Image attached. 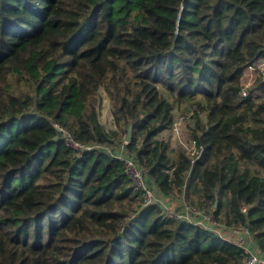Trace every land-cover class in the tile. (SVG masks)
<instances>
[{
	"label": "trees",
	"instance_id": "1",
	"mask_svg": "<svg viewBox=\"0 0 264 264\" xmlns=\"http://www.w3.org/2000/svg\"><path fill=\"white\" fill-rule=\"evenodd\" d=\"M259 61L264 0H0V264L243 261L237 245L140 207L119 160L75 155L53 123L108 146L130 127L149 182L248 226L264 255V67L241 95ZM176 106L194 112V156L159 137Z\"/></svg>",
	"mask_w": 264,
	"mask_h": 264
},
{
	"label": "built area",
	"instance_id": "2",
	"mask_svg": "<svg viewBox=\"0 0 264 264\" xmlns=\"http://www.w3.org/2000/svg\"><path fill=\"white\" fill-rule=\"evenodd\" d=\"M263 67L264 63L259 61L254 67L249 66L246 69L249 71L246 72L245 70L244 79L241 83L243 86L241 95L243 97L248 95L247 88L252 80L253 72ZM53 126L60 133L61 139L64 141L65 145L70 148L75 155L82 156L87 152H101L109 155L113 159L119 160L123 164L124 172L130 180L131 187L140 194V207L146 208L156 205L163 218L183 221L192 226L202 227L219 238L237 245L242 249L243 253V261L241 264H264V255L256 251L253 233L250 232L248 226H228L224 222L218 220L212 212L205 213L188 204L183 198L176 203V200L171 196L165 195L156 184L149 182L146 168L140 165L127 150L126 139L113 146L84 144L77 141L69 132L65 131L57 124L53 123ZM171 130L168 139L170 146H180L189 156H194L196 154L195 141L192 138L186 139L175 126H173ZM216 229L219 231L218 233H216ZM223 229L229 231L232 237L222 235L226 232L222 231Z\"/></svg>",
	"mask_w": 264,
	"mask_h": 264
},
{
	"label": "rangeland",
	"instance_id": "3",
	"mask_svg": "<svg viewBox=\"0 0 264 264\" xmlns=\"http://www.w3.org/2000/svg\"><path fill=\"white\" fill-rule=\"evenodd\" d=\"M249 71V70H246V72ZM99 93H100V115H99V121L103 124V126L109 130L110 127L111 128H115L114 124H113V121L111 119V113H110V110H109V101H108V98L105 94V92L103 91V89H100L99 90ZM165 96H167V93H165ZM193 110L188 108V107H183L182 109H179V106H176L174 112H173V115H174V125L175 127L178 128L179 132L182 133V135L186 138V139H191V136H190V128L191 126L193 125L194 123V117H193ZM172 129V128H171ZM167 130V131H163L161 132L159 135V137L165 139L167 136L170 135V131L172 130ZM168 132V134H167ZM167 134V135H166ZM170 137V136H169ZM168 137V139H169ZM171 148H174V146H170ZM174 200H176L178 203L180 200H182L181 198H183L182 196L181 197H178V196H174L172 195L171 196ZM222 231H226L224 232L222 235H225V236H229V237H232L230 234H229V231L227 230H222ZM219 231L216 229V233H218ZM231 239V238H230Z\"/></svg>",
	"mask_w": 264,
	"mask_h": 264
},
{
	"label": "water",
	"instance_id": "4",
	"mask_svg": "<svg viewBox=\"0 0 264 264\" xmlns=\"http://www.w3.org/2000/svg\"><path fill=\"white\" fill-rule=\"evenodd\" d=\"M130 136H131V128L129 127L128 129H127V134H126V141H129V139H130ZM215 205H216V201H215Z\"/></svg>",
	"mask_w": 264,
	"mask_h": 264
},
{
	"label": "crops",
	"instance_id": "5",
	"mask_svg": "<svg viewBox=\"0 0 264 264\" xmlns=\"http://www.w3.org/2000/svg\"><path fill=\"white\" fill-rule=\"evenodd\" d=\"M111 119H112V118H111ZM105 129H106V128H105ZM112 129H114V128H111V127H110V129H109V130H112ZM106 130H107V129H106ZM167 134H168V132H167ZM167 134H166V135H167Z\"/></svg>",
	"mask_w": 264,
	"mask_h": 264
}]
</instances>
